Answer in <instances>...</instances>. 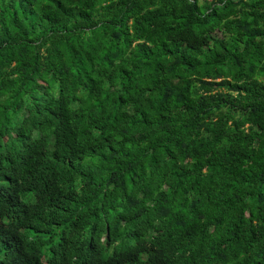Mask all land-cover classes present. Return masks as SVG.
Wrapping results in <instances>:
<instances>
[{"label":"trees","instance_id":"16d2710c","mask_svg":"<svg viewBox=\"0 0 264 264\" xmlns=\"http://www.w3.org/2000/svg\"><path fill=\"white\" fill-rule=\"evenodd\" d=\"M0 264H264V0H0Z\"/></svg>","mask_w":264,"mask_h":264},{"label":"clouds","instance_id":"9594fccd","mask_svg":"<svg viewBox=\"0 0 264 264\" xmlns=\"http://www.w3.org/2000/svg\"><path fill=\"white\" fill-rule=\"evenodd\" d=\"M26 241L28 242V241H32V240L29 237H27V240Z\"/></svg>","mask_w":264,"mask_h":264}]
</instances>
